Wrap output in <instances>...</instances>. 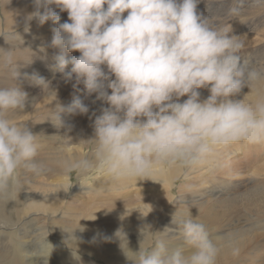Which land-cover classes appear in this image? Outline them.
Instances as JSON below:
<instances>
[{"label": "clouds", "instance_id": "clouds-1", "mask_svg": "<svg viewBox=\"0 0 264 264\" xmlns=\"http://www.w3.org/2000/svg\"><path fill=\"white\" fill-rule=\"evenodd\" d=\"M10 3L0 0L3 7ZM199 3L32 0L34 10L26 21L37 19L42 25L51 20L57 25L51 46L60 49L56 68L65 81L75 76L78 83L83 78L86 93L109 105L94 114V136L88 139L94 145V159L62 160L65 173L98 168L115 181H137L158 168L206 164L237 143H264V66L242 58L244 41L230 36L231 28L217 26L198 12ZM243 3L232 0L229 12L238 14ZM252 3L264 7V0ZM51 6L66 11L68 21L61 23ZM72 51L80 55L69 60L65 52ZM4 58L17 80L19 65L13 66L10 53ZM69 63L71 70L65 72ZM36 81L48 88L43 78ZM245 87L255 92L254 102L245 101L249 92L237 99ZM201 88L210 93L203 100ZM26 101L27 93L17 85L0 87V200L5 204L19 194L23 170L46 171L35 159L39 135L9 118L11 112L23 110ZM57 111L65 109L58 105ZM66 111L83 115L89 108L74 97ZM55 117L62 127L63 121ZM171 224L179 228L182 243L172 246L173 228L166 227L152 247H141V240L135 252L118 230L132 253V258L126 256L131 264H216L220 249L203 223L190 212L185 218L175 211Z\"/></svg>", "mask_w": 264, "mask_h": 264}, {"label": "bare ground", "instance_id": "bare-ground-1", "mask_svg": "<svg viewBox=\"0 0 264 264\" xmlns=\"http://www.w3.org/2000/svg\"><path fill=\"white\" fill-rule=\"evenodd\" d=\"M232 6V0H200L197 11L215 25L231 28L229 35L244 41L242 58L254 64V59L264 58V7L244 0L237 14L229 12ZM33 10L32 0L0 4V87L17 85L27 93L25 108L11 112L9 118L39 135L41 147L35 159L46 171L23 170L19 194L14 193L6 207L0 200V217L4 208L8 213L0 227V264H131L127 247L138 251L141 240V247H152L166 227L173 228L169 243H182L179 228L171 224L175 211L177 217L185 218L190 212L206 226L220 249L216 264H264V143H237L206 164L158 168L137 181H115L98 168L76 172L75 179H70L60 161L94 159V152L90 154L94 145L88 141L92 133L78 124V118L99 114L105 102L86 93L83 78L78 83L75 76L65 81L56 68L60 49L51 46L56 25L51 20L42 25L37 19L26 21ZM5 52L10 53L13 66L19 65L17 80L5 64ZM79 55L78 51L65 52L69 60ZM71 67L69 63L64 71ZM37 78H43L48 88ZM198 91L200 99H206L208 89ZM248 92L245 87L237 99ZM74 97L88 106V113H67ZM185 99L181 97L180 102ZM244 99L254 102L255 92ZM58 105L65 111L58 112ZM55 115L68 120L76 131H49L47 120L60 124ZM28 119L38 124L28 126ZM215 173L222 184L216 183ZM209 175L214 179H207ZM228 187L233 189L221 192ZM118 230L126 234L127 247Z\"/></svg>", "mask_w": 264, "mask_h": 264}, {"label": "rangeland", "instance_id": "rangeland-1", "mask_svg": "<svg viewBox=\"0 0 264 264\" xmlns=\"http://www.w3.org/2000/svg\"><path fill=\"white\" fill-rule=\"evenodd\" d=\"M253 4V3H252ZM252 12H253V15H254V13H255V9L254 10H252ZM59 14H60V17H61V19L62 20H60V22L61 23H63V22H67L68 21V14L67 13H65V12H59ZM66 15V16H65ZM252 15V16H253ZM51 25L53 26H55L56 24H54L53 22L51 23ZM55 27H57V25L55 26ZM260 61H262V62H260ZM263 61H264V58L262 57V58H259V59H254V65H257V64H259L258 66H263L264 65V63H263ZM209 94L210 93H208L207 94V97L209 96ZM206 97V98H207ZM106 105H107V107L109 106L107 103H105L104 105H103V107H106ZM100 114V113H99ZM99 114H96V115H99ZM88 116H90V115H88ZM94 120V118H95V115H91V117L89 118H86V120H80L81 118H78V124L82 127V128H84V129H86L88 132H90V133H92V137L94 136V128H93V120ZM62 119H64V118H62ZM32 122H31V121ZM44 121H46V119H44L43 121H41V122H44ZM67 122V124H66V122ZM28 123V126H33V127H35L37 124H38V121L37 120H35V119H28V121H27ZM40 122V123H41ZM64 123V125L62 126V127H60V124H58V123H54V122H51L50 120L48 121L47 120V125H46V127H47V129L49 130V131H51V130H54V131H57L58 133H61V134H63L65 131H67V130H71L72 132H74V131H76V129H75V126L72 128V127H70V123L68 122V120H64L63 121ZM31 123H33L34 125H31ZM49 124V125H48ZM58 124V125H57ZM69 124V125H68ZM87 125V126H86ZM27 126V125H26ZM56 126V127H55ZM58 126V127H57ZM80 126H76V128L78 129ZM92 126V127H91ZM69 127V128H68ZM41 127L40 126H38V129H40ZM59 128V129H58ZM72 128V129H71ZM88 128V129H87ZM90 128H92V129H90ZM62 129V130H61ZM75 129V130H74ZM61 131V132H60ZM92 131V132H91ZM58 133H56V135L58 134ZM92 151V152H91ZM90 151V154L91 153H93L94 152V150H91ZM221 157V156H220ZM218 158H219V156H218ZM212 161V160H211ZM217 173H219V172H217ZM217 173H215V174H212V176L213 177H215V178H217V179H215V181H216V183H220V184H222V181H220L221 179H218V174ZM75 174H76V172H73V173H71L70 174V179L71 180H74L75 179ZM215 175V176H214ZM217 175V176H216ZM211 175H209L208 177H207V179H210V180H212V179H214L213 177H212ZM247 180V179H246ZM73 182V181H72ZM229 189H233L232 187L230 188V187H228V188H224L223 190H221V192H225L226 193V191L227 190H229ZM242 190H243V188H242ZM3 201V200H2ZM4 204H3V206L2 207H6V205L7 204H5V202H3ZM5 210H3V213H4V216L3 217H0V224H2V221L7 217V215H8V213H7V210H6V208H4ZM1 232H3V234L5 235L6 233L4 232V231H2L1 230ZM6 235H8V234H6ZM100 264H108V263H100Z\"/></svg>", "mask_w": 264, "mask_h": 264}]
</instances>
